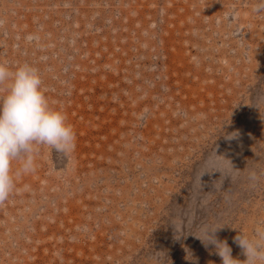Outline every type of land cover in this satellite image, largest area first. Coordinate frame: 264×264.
Wrapping results in <instances>:
<instances>
[{
    "label": "rangeland",
    "instance_id": "374dc122",
    "mask_svg": "<svg viewBox=\"0 0 264 264\" xmlns=\"http://www.w3.org/2000/svg\"><path fill=\"white\" fill-rule=\"evenodd\" d=\"M0 63L39 69L75 148L37 146L0 264H221L264 231V0H0ZM20 167L13 162V169Z\"/></svg>",
    "mask_w": 264,
    "mask_h": 264
},
{
    "label": "clouds",
    "instance_id": "9594fccd",
    "mask_svg": "<svg viewBox=\"0 0 264 264\" xmlns=\"http://www.w3.org/2000/svg\"><path fill=\"white\" fill-rule=\"evenodd\" d=\"M75 141L65 112L51 105L39 69L29 63L14 69L0 63V204L16 190L17 178L34 170L37 146L68 154ZM13 162L20 167L14 170ZM218 228L204 227L198 237L214 245L221 264H264V231L254 237L239 231L233 238L246 256L241 261L233 257L227 240L216 237Z\"/></svg>",
    "mask_w": 264,
    "mask_h": 264
}]
</instances>
